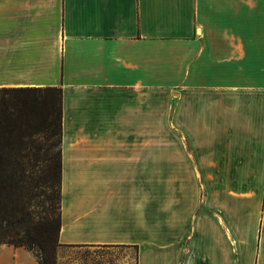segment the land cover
<instances>
[{
	"label": "crops",
	"instance_id": "crops-1",
	"mask_svg": "<svg viewBox=\"0 0 264 264\" xmlns=\"http://www.w3.org/2000/svg\"><path fill=\"white\" fill-rule=\"evenodd\" d=\"M242 1L0 0V86L62 90L55 264H146L140 133L147 93L162 88L223 92L216 110L202 112L220 122V180L233 181L234 191L249 181L251 195L264 197V81L253 76L247 94L220 74L229 46L237 52L224 23ZM249 5L250 19L264 21L257 0ZM249 35L256 69L259 59L264 65V30ZM0 264L40 261L24 246L0 243Z\"/></svg>",
	"mask_w": 264,
	"mask_h": 264
},
{
	"label": "rangeland",
	"instance_id": "rangeland-1",
	"mask_svg": "<svg viewBox=\"0 0 264 264\" xmlns=\"http://www.w3.org/2000/svg\"><path fill=\"white\" fill-rule=\"evenodd\" d=\"M242 2L241 12L233 13L224 23L232 34L227 39L236 44L237 52L229 46L220 74L230 86L241 82L242 89H236L249 94L253 76L259 83L264 81L263 62L259 59L256 69L250 67L249 33L264 30V21L250 19V0ZM257 2L254 9L257 7L262 16L264 0ZM258 39L264 40V36ZM0 87L43 89L38 92L43 101L39 108H23L13 133L3 134L0 141L20 148L30 181L42 180L36 188L30 186L25 197L28 224L53 221L57 227L58 220L61 225V88ZM47 87L58 89V102L44 104L43 96L51 95L44 90ZM205 88L200 85L195 97L184 86L147 93L140 133L146 142V264H155L160 254L170 256L175 264H264V197L251 195L249 181L239 180V189L234 191L233 181L220 180V122L217 116L202 112L216 110L223 92L215 86L214 90ZM50 177L57 179L54 185ZM55 237L56 255L59 231ZM29 244L40 254L38 245ZM157 262L164 264V260Z\"/></svg>",
	"mask_w": 264,
	"mask_h": 264
},
{
	"label": "trees",
	"instance_id": "trees-1",
	"mask_svg": "<svg viewBox=\"0 0 264 264\" xmlns=\"http://www.w3.org/2000/svg\"><path fill=\"white\" fill-rule=\"evenodd\" d=\"M44 90L51 92V95L43 96L44 104L53 100L58 102L57 92L60 91L62 105V90L58 91L56 87H47ZM40 91H43L40 87H0V140L3 134L13 133L14 124L20 116L18 113L23 108L30 106L32 111L39 108L38 105L43 102L39 99ZM24 170L20 148L13 143L3 144L0 141V243L24 246L33 252L35 251L29 243L38 245L40 254H35L40 264H55V234L60 232L61 225L59 220L57 227L53 221L42 225L28 224L25 197L28 188H36L41 185L42 180L33 178L30 181ZM48 180H52V185L57 181L55 177Z\"/></svg>",
	"mask_w": 264,
	"mask_h": 264
}]
</instances>
